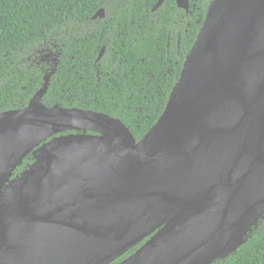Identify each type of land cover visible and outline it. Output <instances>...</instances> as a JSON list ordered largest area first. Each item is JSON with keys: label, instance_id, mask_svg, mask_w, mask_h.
I'll use <instances>...</instances> for the list:
<instances>
[{"label": "water", "instance_id": "obj_1", "mask_svg": "<svg viewBox=\"0 0 264 264\" xmlns=\"http://www.w3.org/2000/svg\"><path fill=\"white\" fill-rule=\"evenodd\" d=\"M54 64L0 113V264H110L154 232L120 264H213L247 243L264 216V0L211 2L139 142L108 115L43 105Z\"/></svg>", "mask_w": 264, "mask_h": 264}, {"label": "trees", "instance_id": "obj_2", "mask_svg": "<svg viewBox=\"0 0 264 264\" xmlns=\"http://www.w3.org/2000/svg\"><path fill=\"white\" fill-rule=\"evenodd\" d=\"M157 1L0 0V113L28 106L55 65L33 55L56 46L58 69L41 103L108 115L141 141L165 111L213 0H190L188 15L176 0L152 12ZM101 9L108 18L96 24ZM34 162L28 156L11 180ZM213 264H264V216L245 245Z\"/></svg>", "mask_w": 264, "mask_h": 264}, {"label": "flooded vegetation", "instance_id": "obj_3", "mask_svg": "<svg viewBox=\"0 0 264 264\" xmlns=\"http://www.w3.org/2000/svg\"><path fill=\"white\" fill-rule=\"evenodd\" d=\"M159 1V0H158ZM158 1H157V3H158ZM164 1L165 0H163V3H162V5H161V7L163 6V4H164ZM156 3V4H157ZM156 4L154 5V7L156 6ZM177 6V5H176ZM153 7V8H154ZM160 7V8H161ZM153 8H152V10H153ZM159 8V9H160ZM178 8V7H177ZM159 9H157V10H159ZM179 9V8H178ZM103 10H105V9H103ZM156 10V11H157ZM180 10H182V9H180ZM156 11H152V12H156ZM184 12H186L185 10H183ZM97 13V12H96ZM96 13L92 16V18H91V20L92 21H94V22H96V24H98V21H100V22H105L106 21V18H108V12L105 10V12H104V14H102L100 17H98L97 19H93V17L96 15ZM189 13H190V10H189ZM188 13V14H189ZM187 14V13H186ZM187 14V15H188ZM53 46V45H52ZM103 47H105V51H106V46L104 45ZM101 52V51H100ZM58 54H59V51L57 50V47L56 46H53V47H46V48H44L43 50H37L35 53H34V55H33V57H34V59H37V58H39V55L40 56H43V58H46V59H49V60H51L52 61V63L54 62V60L55 59H57V57H58ZM29 60H30V58H29ZM78 134V133H77ZM88 134H90V133H88ZM58 137V136H57ZM156 232H154L153 234H151V235H149V236H147L145 239H143L141 242H139L137 245H135L132 249H134V248H137V249H139V247H141V246H143V244H145L154 234H155ZM132 249H130L128 252H130ZM128 252H126V253H128ZM126 253L124 254V255H126ZM123 255V256H124ZM123 256H121V257H123ZM121 257H119L118 259H120ZM118 259H116V260H118ZM116 260H114V261H116ZM113 261V262H114ZM113 262H111L110 264H112Z\"/></svg>", "mask_w": 264, "mask_h": 264}]
</instances>
